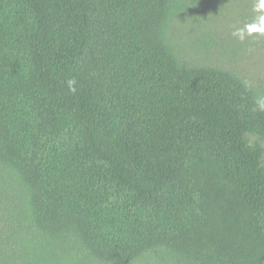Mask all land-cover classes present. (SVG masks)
Masks as SVG:
<instances>
[{
    "label": "trees",
    "instance_id": "1",
    "mask_svg": "<svg viewBox=\"0 0 264 264\" xmlns=\"http://www.w3.org/2000/svg\"><path fill=\"white\" fill-rule=\"evenodd\" d=\"M192 2L0 0L13 264H264V96L176 54Z\"/></svg>",
    "mask_w": 264,
    "mask_h": 264
},
{
    "label": "rangeland",
    "instance_id": "2",
    "mask_svg": "<svg viewBox=\"0 0 264 264\" xmlns=\"http://www.w3.org/2000/svg\"><path fill=\"white\" fill-rule=\"evenodd\" d=\"M169 38L183 62L230 70L264 96V0L192 2L170 21ZM21 191L0 170V244L7 247L26 226ZM12 259L0 247V264H13Z\"/></svg>",
    "mask_w": 264,
    "mask_h": 264
},
{
    "label": "clouds",
    "instance_id": "3",
    "mask_svg": "<svg viewBox=\"0 0 264 264\" xmlns=\"http://www.w3.org/2000/svg\"><path fill=\"white\" fill-rule=\"evenodd\" d=\"M259 107L261 110H264V101L259 102Z\"/></svg>",
    "mask_w": 264,
    "mask_h": 264
}]
</instances>
